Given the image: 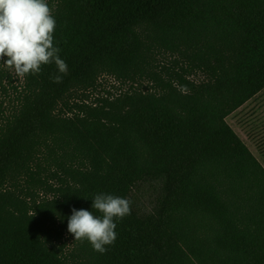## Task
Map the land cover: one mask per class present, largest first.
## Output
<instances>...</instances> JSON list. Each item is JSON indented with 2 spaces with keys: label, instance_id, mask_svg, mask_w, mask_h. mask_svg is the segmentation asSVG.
Instances as JSON below:
<instances>
[{
  "label": "trees",
  "instance_id": "obj_1",
  "mask_svg": "<svg viewBox=\"0 0 264 264\" xmlns=\"http://www.w3.org/2000/svg\"><path fill=\"white\" fill-rule=\"evenodd\" d=\"M47 3L67 73L0 60V264H264V130L259 160L227 122L264 92V0ZM106 77L130 89L91 99ZM97 194L131 214L77 257Z\"/></svg>",
  "mask_w": 264,
  "mask_h": 264
},
{
  "label": "clouds",
  "instance_id": "obj_2",
  "mask_svg": "<svg viewBox=\"0 0 264 264\" xmlns=\"http://www.w3.org/2000/svg\"><path fill=\"white\" fill-rule=\"evenodd\" d=\"M55 27L47 0H0V60L20 78L39 73L42 65L51 63L66 74L67 64L54 46ZM52 80L60 83L62 77L54 75ZM92 209L101 215L73 208L68 232L75 241L86 239L94 251L103 254L117 238L115 221L131 214V203L124 197L97 194Z\"/></svg>",
  "mask_w": 264,
  "mask_h": 264
},
{
  "label": "rangeland",
  "instance_id": "obj_3",
  "mask_svg": "<svg viewBox=\"0 0 264 264\" xmlns=\"http://www.w3.org/2000/svg\"><path fill=\"white\" fill-rule=\"evenodd\" d=\"M171 60L172 58L170 56L161 57V63L166 65H169ZM11 72L16 78L15 71L12 69ZM194 80L196 81V83H200L204 80V77L199 75L196 76ZM149 84L152 83L145 82V86H150ZM102 85L103 87L96 94V97H93L91 99L97 98L98 96L114 98L130 89V85H122L109 77L104 78ZM227 122L238 134V136L245 142L246 146L251 150V152L259 160H261V156L259 153V145L261 139L255 138L253 136V131L256 130L258 132V130H264V92L254 100H252L245 107H243L241 110L232 114L228 118ZM262 136L264 139V134ZM77 243L78 241H75V237L73 234H69V236L66 237V250L68 252H72L75 256L78 257L81 254V250L78 247Z\"/></svg>",
  "mask_w": 264,
  "mask_h": 264
}]
</instances>
